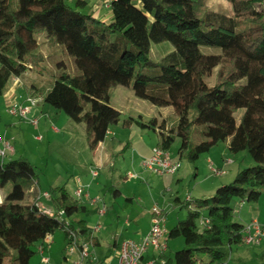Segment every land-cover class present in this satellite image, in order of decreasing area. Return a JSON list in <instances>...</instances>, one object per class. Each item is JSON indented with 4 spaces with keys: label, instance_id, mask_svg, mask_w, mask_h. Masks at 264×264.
Returning a JSON list of instances; mask_svg holds the SVG:
<instances>
[{
    "label": "trees",
    "instance_id": "16d2710c",
    "mask_svg": "<svg viewBox=\"0 0 264 264\" xmlns=\"http://www.w3.org/2000/svg\"><path fill=\"white\" fill-rule=\"evenodd\" d=\"M209 1L112 0V18L103 22L86 0H72L74 5L70 0H0V96L10 92L12 78L21 84L19 77L31 68L29 63L45 60L37 52L36 37L44 33L49 46L64 48L76 72L69 73L65 62H59L61 72L46 94L36 85L22 84L27 100L38 99L84 123L92 150L120 121L121 112L109 104L110 90L124 86L154 105L174 108L178 122L160 125L157 147L164 152L179 138L180 158L187 152L196 162L230 139L232 154L246 151L255 161L209 197L175 199L187 215L168 230L167 240L182 237L185 246L172 257L162 253L165 264H230L233 245H246L242 238L252 221L235 220L236 212L264 193V0H218L229 3L233 15L209 6ZM164 41L174 51L161 62L152 60L151 44ZM216 69L211 85L206 79ZM239 110L243 114L238 120ZM195 126L201 127L199 142L193 141ZM5 158H0V264H29L36 245L47 236L61 230L67 239V222L69 229L98 244L86 219L68 220L89 214L84 197L72 196L65 186L54 187L46 196L50 207L44 205L53 214L47 213L33 199L25 202L28 193L37 195L38 174L32 164L25 158ZM210 166L212 170L214 164ZM8 184L11 189L4 191ZM123 241L115 237L114 246L119 250ZM201 254L208 256L207 262L201 263Z\"/></svg>",
    "mask_w": 264,
    "mask_h": 264
},
{
    "label": "rangeland",
    "instance_id": "374dc122",
    "mask_svg": "<svg viewBox=\"0 0 264 264\" xmlns=\"http://www.w3.org/2000/svg\"><path fill=\"white\" fill-rule=\"evenodd\" d=\"M70 3L74 5L73 2L70 1ZM208 4L215 9H222L231 15L234 14L232 6L227 2L210 0ZM260 7L258 6V8ZM36 37L38 40L37 52H41L45 56V60L35 64L29 63L31 68L19 77L21 84L17 85L12 78L10 92L0 96L2 130L5 124H9V121L15 124L9 131L10 142L15 153L7 152L4 161L19 158L27 159L38 174L41 192L51 193L54 187L65 186L72 196H74L76 187V177L85 176L93 168L98 169L97 181L106 185L101 194L105 197L106 206L110 207L108 214L106 216L81 214L72 217L74 221L86 219L89 226L94 230L100 226V229L94 232L99 237L101 245L92 247V255L97 263L109 264L111 260L112 264H118L117 254L113 250V238L116 233H122L123 230L125 233L128 229H122L126 221L124 214L130 205L126 200L127 197L134 200L135 211L151 210L153 204L158 203L166 207L169 218L168 227L172 228L178 221L184 220L187 215V210L176 203V198H179L181 202H185L188 195L198 199L204 198V195L200 194L199 186L202 189H209L215 184H218V187L223 184H230L239 170L255 165V161L248 152L232 154L229 151L230 139L221 141L208 153L202 154L196 162H191L187 157V152H184L183 157L180 158L179 149L182 141L177 138L169 151L170 156L180 164L177 173L174 175V181L168 183L165 178L162 179L146 170L140 165L142 152L156 147L160 141V125L166 122L167 127L173 126L178 122V116L173 107L157 106L141 99L135 95L130 87L111 88L109 104L121 112L120 121L110 127L106 140L95 150H92L88 144L84 123L74 122L65 113L44 102L39 101L40 103L32 108L34 112L29 115V118L38 119L37 125L20 119L18 116H12L8 109L10 103L29 105L23 85H36L46 94L61 72L58 68V63L61 61L65 62L69 73L75 74L76 72L73 59L65 53L62 46H49L44 33L38 32ZM173 51L174 47L168 41L152 43L150 57L154 61L161 62L167 54ZM154 70L156 69L154 68ZM216 72L217 69L212 78H207L206 82L212 85L215 81ZM43 108L46 111L49 108L52 109L51 117L42 115ZM194 114V112L191 113V117ZM242 114L243 110L237 112L238 120ZM153 120H156L157 124L152 123ZM193 128V141H201L200 136L196 135L198 134L197 130L201 127L195 126ZM127 145L129 146L127 147ZM99 160L103 162L100 169L96 167ZM208 160H212L213 164H216L214 165L215 169L223 170L226 173L224 175L213 173ZM228 160H231L232 164L226 165L230 163L227 162ZM130 174H135L136 177L132 178ZM146 177L148 180H143ZM204 181L206 183L200 185ZM112 186L120 190L122 195L115 196L112 191H109ZM10 189L11 184H8L4 191ZM38 191L39 188L37 187ZM39 196L42 201L45 199L43 193H40ZM33 198L34 196L28 193L25 202ZM254 218L264 220V193L258 202L245 201L235 215V220L244 224ZM198 224L202 228V220H199ZM62 235L61 230L55 233V237L60 238L58 246L50 248L45 245L44 251L51 250V254L49 251L46 253V255L51 256L50 263L41 261L40 247L43 244L39 243L35 247L36 254L29 264H60L58 256L61 249L67 257H72L68 244L64 246ZM180 239L184 241L182 237ZM171 245L166 256L172 257L176 250L185 246L176 248L175 245ZM263 250L264 241L255 246L233 245L230 264H264V258L260 256ZM199 258L201 263L208 261L207 255L201 254Z\"/></svg>",
    "mask_w": 264,
    "mask_h": 264
},
{
    "label": "built area",
    "instance_id": "2783aa9c",
    "mask_svg": "<svg viewBox=\"0 0 264 264\" xmlns=\"http://www.w3.org/2000/svg\"><path fill=\"white\" fill-rule=\"evenodd\" d=\"M112 0H105V6L109 7ZM17 82V81H16ZM29 105L18 104L12 102L8 105L9 113L14 116H18L22 119L29 121L30 123L37 125V118H29L31 110L35 107L39 100L28 98ZM14 147L11 145L9 139L5 136L0 135V158H4L7 152L13 153ZM143 167L160 176L164 175H174L177 173L180 164L179 162L173 161L168 152H164L159 147H154L151 154L146 157L143 161ZM212 172L219 175L222 171L212 168ZM91 174L93 177L98 175L97 169H92ZM130 177H136L135 174H130ZM77 188L75 190V197L81 199L86 196V189L81 183L80 179H77ZM48 196L47 193L44 194ZM92 203L97 202L96 200H91ZM38 205L47 213L53 214V210L38 203ZM107 210L106 205L100 209V213L104 214ZM152 223L148 234L140 240L135 239H125L119 250L117 251L118 264H143L142 260L144 255L148 252L150 248L163 253L167 249V244L165 241L166 229H165V213L158 207L152 209ZM69 222H67L66 229H68L67 244L70 250L73 261L72 264H99L95 261L92 255V242L85 239L83 236L79 235L77 231L69 229ZM100 226H97L94 231H98ZM47 236L44 240L46 242ZM243 243L246 245H260L264 241V223L259 222L257 219L252 220L246 225L245 234L242 238ZM43 250V247H40ZM45 263H48L47 258H43ZM148 264H165V260H155Z\"/></svg>",
    "mask_w": 264,
    "mask_h": 264
},
{
    "label": "crops",
    "instance_id": "0c3cea01",
    "mask_svg": "<svg viewBox=\"0 0 264 264\" xmlns=\"http://www.w3.org/2000/svg\"><path fill=\"white\" fill-rule=\"evenodd\" d=\"M72 1V0H70ZM88 2V6H90L91 8V11L93 12V15L100 19L101 21L103 22H108L111 20L112 18V14H111V11H110V8L106 7L105 6V0H86ZM42 110V109H41ZM52 109H48V111H46L44 108L43 110L41 111L42 112V115H46L47 117H51L50 116V112H51ZM32 112H34V110H32ZM31 112V113H32ZM14 116V115H12ZM37 116V115H36ZM14 118V117H13ZM19 118V117H18ZM18 120V119H17ZM19 121V120H18ZM15 124L12 123L11 121H9V124H5V127L4 129L2 130V126H1V117H0V134L5 136L7 139L10 140L9 138V131L12 129V127H14ZM3 131V132H1ZM129 145H127L128 147ZM152 150H147V151H144L142 152L141 154V162H140V165L143 167V160L148 157L150 154H151ZM15 153V151H13V154ZM12 154V153H11ZM210 160V159H209ZM209 164H211L212 160L209 161ZM227 162H230L226 165H230L232 164V161L231 160H228ZM213 163V162H212ZM217 163V162H216ZM216 165V164H214ZM103 166V162L101 160L98 161V163H96V167H100ZM93 169H97V168H93ZM98 170V169H97ZM226 172L224 171L223 172V175L225 174ZM175 175V174H174ZM174 175H164V176H160V175H157L159 177H161L162 179L165 178L166 179V182L168 183H172L174 181ZM98 177H99V172H98V175L96 177H93L92 174H91V171H88V174H86L85 176H78L76 177L75 179V190L77 188V179H80L81 180V183L84 185L85 189H86V196H84V198L82 199L83 203L85 205L88 206L89 208V214H87L86 216L90 215V214H99L100 216H106L109 212V206L107 207V210L104 214H101L100 213V209L106 205L105 204V197L102 196V190L104 189V186L106 187V185L102 184L101 182H98ZM127 178V177H126ZM143 180H148V177H146L145 179ZM100 181V180H99ZM96 182V183H95ZM203 183H206L205 181L202 182L200 185H202ZM218 185V184H217ZM216 184L209 188V189H202L199 185V188H200V194L203 196L204 195V198L206 197H209L211 196L214 191L218 188ZM38 188H39V193L37 192V195L33 198V200L40 204H43V205H46V206H49L50 207V204H49V200L47 199L46 196H44L45 193L47 192H41V188L39 187V184H38ZM197 188V187H196ZM37 190V189H36ZM75 190H74V193H75ZM109 191H112L114 193L115 196L117 195H122V192L118 189H115L113 186L109 189ZM33 193V192H32ZM40 193H43V197L45 199H43L42 201V198H40L39 194ZM75 196V194H74ZM103 197V198H102ZM189 198H192L190 195L187 196V199ZM4 199V194H3V191L0 190V203L3 201ZM179 199V198H178ZM91 200H96L97 202L95 203H92ZM127 202L130 204L129 207L127 208V212L126 214V221H125V224L123 226L122 229H127L126 232L124 233L122 231V233H116V235L114 236L115 237H118V238H122V240H125V239H135V240H140L142 239L143 237H145L150 228H151V223H152V217H153V214H152V209L156 206L158 208H160L161 210L164 211L165 213V217H166V221H165V229L166 231L168 232V230L170 229L168 227V221H169V218L167 216V211H166V207H164L163 205H160L159 203L158 204H153V207L151 210H144L142 209L141 211H135L133 205H134V200L131 198V197H127L126 198ZM180 200V199H179ZM102 202V204H101ZM177 203V202H176ZM135 211V212H134ZM118 216V214H117ZM261 216V215H259ZM263 216V215H262ZM121 217V216H120ZM119 217V218H120ZM254 219H257L259 220L260 222L264 223V220H260V218H254ZM252 219V220H254ZM70 222L73 221L72 218L68 219ZM87 221V220H86ZM179 222V221H178ZM88 224V222H87ZM89 226V224H88ZM91 227V226H89ZM92 228V227H91ZM167 232H166V235H165V241H166V244H167V249L165 252L166 255H167V251L170 249V245L173 246L175 245L176 248L178 247H183L185 245V243H183L184 241L180 239V237L178 239H172V240H167ZM62 241L64 243V246L67 245V239H66V236L64 234V232L62 231ZM94 236L97 238V245L96 246H100L101 245V242H100V239L99 237L96 236V233L94 232ZM114 238H113V250L114 252L117 254V251L118 249L116 248V246H114ZM59 242H60V238L59 237H55V234L53 235H50L46 242L45 243H40V244H43L41 247H43V250L41 251V261H43V258H47L49 260L48 263H50L51 259H50V255H46V253L49 251H44L45 250V245L46 246H49L50 248L54 247V246H58L59 245ZM94 246V247H96ZM175 248V249H176ZM61 253L59 254L58 258H59V261H60V264H72V261H73V257H67L65 253H63L62 249L60 250ZM49 253L51 254V250L49 251ZM162 253H160L159 251L155 250L154 248H150L148 250V252L144 255L143 257V260H142V263L143 264H148L150 263L151 261H155V260H164V259H161L160 256H161ZM264 254V250L261 252L260 256H262ZM45 263V262H44ZM109 264H112L111 260L109 261Z\"/></svg>",
    "mask_w": 264,
    "mask_h": 264
}]
</instances>
